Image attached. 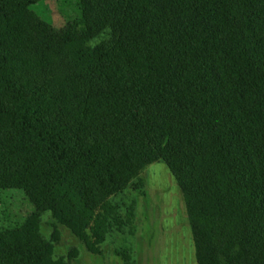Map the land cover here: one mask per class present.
Returning <instances> with one entry per match:
<instances>
[{
	"label": "trees",
	"instance_id": "16d2710c",
	"mask_svg": "<svg viewBox=\"0 0 264 264\" xmlns=\"http://www.w3.org/2000/svg\"><path fill=\"white\" fill-rule=\"evenodd\" d=\"M9 5L0 190L34 210L0 228V264H74L75 250L54 254L58 225L100 255L134 218L110 199L158 162L182 194L196 264H264V0H77L61 28Z\"/></svg>",
	"mask_w": 264,
	"mask_h": 264
},
{
	"label": "rangeland",
	"instance_id": "374dc122",
	"mask_svg": "<svg viewBox=\"0 0 264 264\" xmlns=\"http://www.w3.org/2000/svg\"><path fill=\"white\" fill-rule=\"evenodd\" d=\"M9 11L24 23L44 22L61 28L79 18L77 0H9ZM92 41L91 44L97 43ZM142 187L128 190L110 199L126 214L133 213L132 229L105 236L99 245L100 255L86 251L64 226L56 231L60 238L54 248L56 256L71 249L77 252L74 264H124L121 251L129 255L128 264H196L193 240L182 194L171 172L163 163H153L143 170ZM33 206L19 190H0V228L23 222ZM48 213L41 215L40 233L48 238L53 230Z\"/></svg>",
	"mask_w": 264,
	"mask_h": 264
}]
</instances>
